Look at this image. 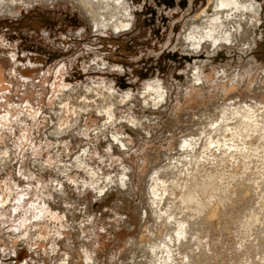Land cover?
Listing matches in <instances>:
<instances>
[{
  "label": "rangeland",
  "instance_id": "rangeland-1",
  "mask_svg": "<svg viewBox=\"0 0 264 264\" xmlns=\"http://www.w3.org/2000/svg\"><path fill=\"white\" fill-rule=\"evenodd\" d=\"M131 1L135 6L134 26L132 28L129 27L128 30L125 28L126 30L116 34L112 33L111 31L95 30L91 23H88L89 20L83 17L80 9L76 10V8L72 7V4L70 5V3L63 1L59 2L58 5H53V7L52 4H47V6H45L46 4L41 3H36L34 6L29 8L20 7L18 9L19 15L16 17L10 16L9 18V16H0V68L3 69L4 76L8 82V87L6 90L5 88H0V122L4 123L5 118L8 119L5 123H7V125L11 128H14L16 133V139L14 143L12 142V145L15 147L14 144L17 143L20 148V150L19 148L18 150L21 151L20 153H22L19 154L18 151L15 160L16 162L13 163L11 166L12 168L10 167V169L7 171L8 173L4 171V175L2 173V175L0 174V264H87V258L92 260L91 264H150V262L153 261H150L148 257L150 250L147 247L150 246V243L152 242L154 244V240L155 242L157 240L155 243L156 247L154 246V248L157 250L158 256H161L163 259H165V256H168L169 258L167 257L165 260L167 263L168 260H170V264H264V254L263 251L259 249L262 247L264 248V232H262L264 230V197L262 195L264 194V149L263 147H261L262 150L260 148V146H263V144L261 145L263 141L261 139L258 140L260 138L258 133H254L251 137H248V144H246L248 149L246 148V150H244V154L243 150L240 151L238 149L242 145H238V148H236L239 141L238 139V141L229 140L233 141V144L228 141H226V143L224 142L225 144L220 143L221 148H219L217 145L218 148L216 147L215 149V147L213 148L214 145H212L210 148L211 151L208 150L207 145L204 146V144H208V142H203L208 137H210L207 136V134L217 137L218 134H215L218 131L212 132L211 129H215L216 127L219 128V126L221 129H223L225 127H231V125H234L231 124V122H236V118L238 119L241 113L246 112L248 107L250 110L255 108V110H253V115H261L264 113V0H249L251 5L249 4L250 2L248 0H238L240 1L238 3L239 5L229 4L228 7L225 6V9L229 8L231 11L229 9L223 10L224 12L222 10H218L223 12L221 15L224 17L225 23L223 22V24L225 25L222 27L226 26L230 29L228 28V30L226 27L221 29V26L219 25L223 24H219L214 32V36L217 37L213 36L214 39L210 38V41H208L210 43L207 42L209 45L207 43L204 44V48L196 46L195 43H192L189 38L192 36V34L199 35L201 33L203 30L201 20L203 19L207 23L205 18L207 13H209L208 15L212 17L214 13L216 14L214 11H217L216 8L214 11H211L213 6H210V8L209 5H211V3L212 5H216L218 3L217 1L219 0ZM244 1H248L249 3L247 2V4L249 5L244 3ZM241 3L244 5H241ZM245 4L247 5V8ZM255 4L258 7H256ZM48 5L50 7H48ZM207 5L210 9L207 7ZM250 7L254 11L251 10ZM238 9L241 11L239 12ZM203 11H206V13ZM226 11H228V14L225 15ZM229 13L230 15H233L231 16L232 18H228L227 20V17L230 16ZM234 14L237 16L239 14V16L237 17ZM242 15L245 16L243 17ZM193 17L196 22L198 21L197 24L196 22H193ZM245 18L248 20L247 24L245 23L247 21ZM238 19H240V21ZM232 21H235L236 24ZM192 23H195V25L191 26ZM186 24L189 26V28ZM232 25L234 26L233 28L230 27ZM241 25L243 28L239 27ZM91 27L94 30H92ZM193 27H195L193 29L194 33L192 31ZM237 27L240 30H238ZM250 27H252V29H249ZM187 29L190 33H192L189 34ZM230 30L231 33L229 34ZM238 31H241V33ZM233 32L237 33V35ZM226 35L227 38L230 35L227 39V42L225 41ZM237 36L239 37V40L237 39ZM179 39L182 40L178 41ZM228 40H231L232 42H229ZM183 41L185 42L184 44L190 45L191 43L192 45L189 47L188 45L183 44L184 46H187L184 48L183 45H181ZM217 43H219V45L221 43L224 47L220 45L219 49V45ZM196 48L198 51L193 50ZM98 58H100V60L104 59L108 61L110 64L115 65L116 68L114 67V70H106L103 72L99 71L98 69H94L93 71L91 69L84 70L83 66L85 62L88 65L87 67L95 66V63H92L93 61L91 62V60L93 59L94 62H96L95 60ZM194 62L197 63L195 64ZM118 65L122 67V69L119 68ZM196 67H200L202 69V80H194L196 79V76L194 77V74L191 75ZM220 71L221 74L219 73ZM188 75H191V77H194V79ZM91 76L105 77L113 81L117 88L121 90L131 89L136 95H138V93L140 95V92L143 90V88L144 90L147 89V87L145 88V85L147 86L149 83L156 82L157 80H161L165 86V89L170 91H167L169 96L167 95L164 101L162 100L163 102L161 101L156 106L149 105V108L143 103L142 106L138 105L133 107V110L128 109V106L124 107L123 111H119L117 114L118 117H122L121 119H123V124L121 127L115 128L114 125L107 123L108 125H106V128V126L103 124L105 123V120H102L103 117L100 118V116L94 121L92 119L89 120V118L84 120L85 122L83 121V126H85V129L87 131L92 130V132L89 133L88 138L89 144H91V155L88 159L90 167L95 170H100L103 172L104 176L117 175L121 177L124 175L123 177L126 181V186L122 188V190H118L115 185H112V189L101 196L98 195L97 191H94V189L91 187H88L89 189L87 188L85 190L82 188L77 189L72 183L66 179H62L58 176V174H56L55 171H53V168L55 170V167L61 164V162L64 163V160L66 162L69 157H72V153H75L87 141H83V139L74 140L72 145L66 144L64 148L57 151V148L53 149V147H59V141H56L54 138L53 140L52 137H49L48 135L50 132L49 130L53 128L52 124H55V120L50 115L49 106L50 104H53L52 99L55 98L53 95H55L54 93L57 89L56 87L59 84H62L64 81L66 83L78 84L79 82L85 81ZM220 76L223 78L221 79ZM189 78H191V80ZM196 82L199 84L197 85ZM199 85L201 86L199 87ZM180 89L183 90L181 91ZM139 90L141 91L139 92ZM186 90H188V93ZM138 102L141 103L142 100H139ZM164 102H167L166 105ZM235 108L240 112V114L236 115L237 111ZM234 110L236 112H234ZM48 111L49 113H47ZM130 112L133 114L135 112L134 115L139 119H148L147 122L144 120L143 124V126H147L148 129L143 127V130L141 129L140 131L133 126L130 127L131 125L128 124L129 122L126 120L127 116L130 115ZM247 112H249V110ZM29 113H37L36 118L35 116L30 118L27 125L24 127V125L21 124L22 122H20V119L24 116H27ZM206 113H208L207 116H203V114L205 115ZM125 114L128 115L125 116ZM223 114L224 117H222ZM200 115L205 118L201 117ZM230 116L234 119L230 118ZM154 117L156 118L154 119ZM220 117L222 118L223 122L221 121ZM228 117L229 120H227ZM152 119L154 120L152 121ZM91 120L93 122L96 121L95 124ZM213 120L217 121V123L214 124ZM87 121L88 123H86ZM150 122H153V124L154 122L157 123L153 126V124ZM202 122L203 124H201ZM98 123L101 125L98 126ZM177 124H179V126ZM203 126L204 129H202ZM178 127L179 129H177ZM199 127H201V130L204 131V134L201 133L202 131H200ZM109 129L112 130L109 131ZM95 130L97 131L95 134L99 133V135L98 137L94 138L95 135L93 136V134ZM105 131H108V133H114L117 131L118 133L125 132L126 148H124L125 146H120V144L118 145V143L112 141L113 134L108 135V133H105V137L102 133ZM142 131H144V133ZM200 134L203 135L201 136ZM171 135H173V137H171ZM183 136H186V138L191 136L187 139L201 137L202 140L199 141V145H196L194 149H191L190 151H187V153L183 154L181 148L184 146L183 141L186 139ZM255 136V139L258 140V142L260 141L259 143L253 138ZM47 137L51 140H49ZM171 138H174V140H171ZM81 141L83 142L82 144L79 143ZM168 141L170 144H168ZM256 142L259 145H256ZM93 143L94 145H92ZM180 143L182 144L181 146ZM54 144L56 146H54ZM257 146L259 147L258 149ZM203 147L204 152L207 148L206 153L201 151ZM225 147L228 150H226ZM172 148H175L176 151ZM14 149H16V147ZM259 149L261 151H259ZM257 150L258 152H256ZM232 151L235 153L232 154ZM250 151H252V153H249ZM207 152H210L208 153L210 158L208 157ZM213 152L217 153L214 154ZM260 152H263V154ZM241 153L245 156H243ZM215 155L218 156L217 159L215 158L218 164L214 160ZM18 156L20 159H18ZM185 156L189 157L186 158ZM192 156L195 158L197 156L198 158L193 159L194 157ZM234 156L237 157V160L234 158ZM253 156L255 157L253 158ZM34 157H37L38 159L42 158L44 160H49L51 166L54 167H51L50 170H47V173H43L41 170L39 171V169L33 167L34 164H32V159ZM167 157L168 159L170 158L169 162H172L173 164L177 163L178 167L176 170L178 169L181 172L177 170L179 173L176 174H178V176H182L180 178H182L183 183L186 182L185 180L188 181V178L192 177L191 175H194L195 179L194 182H192L193 184L195 182L199 184V187H197L198 184L195 183L197 190L199 189V192L201 193H204L205 191V194H201V196L199 192L198 194L199 198L202 199H200V201L205 200L204 202H208V210L205 207V210L203 209L204 213L202 211L200 216L194 214L195 216H192V220L191 216L188 217L189 214H182L181 211H178L180 208L178 209L177 205L183 207V204H179L180 197L177 199L178 197L173 196V198L177 200H173L175 202L174 204L173 202H170V205L168 202L172 201L173 199L170 195L172 199L169 198V201L166 200L163 202L164 206H160L161 211H163L162 214L165 213L166 215L165 219L164 214L158 217L155 215H150L151 213L146 207L145 186L146 184L149 185V183L152 181V178L150 177L156 175L152 173L153 165L154 167L155 165L156 167L165 165V161L168 162ZM37 158H34V161H36ZM184 159H186V161ZM188 159L190 161H188ZM204 159H208L206 161L207 163H205V161L203 162ZM218 159L223 162H220ZM224 160H226V162H224ZM201 161L204 163L203 165L201 164ZM189 162L191 165L194 162L195 165L193 163L191 166L188 164ZM55 163L57 164L56 166ZM178 163L180 165L183 163L181 168ZM185 164L188 165L186 166ZM203 166L206 167L203 169ZM186 167L188 170L191 169L188 171L190 174L192 170L195 171L196 169V171H192L193 173L188 175ZM198 167H200L199 169L201 170L203 169L202 172H200L201 170H199ZM123 168H126L127 174L123 171ZM211 169H213V171ZM184 170L186 173H184ZM120 171H123L124 174L120 173ZM78 172H75L76 179L80 178L81 181L82 179H89L87 177L88 175H86L87 173L85 174L84 171ZM205 173H207V177ZM214 173L218 176L214 175ZM236 173L239 174V177L236 176ZM125 175H127L126 177L129 179H125ZM162 176L164 177V175H160L161 178H163ZM204 176L206 178H203ZM2 177H4L6 181ZM123 177L121 178L123 179ZM220 177L221 180L219 179ZM202 181L205 183L203 188L201 187ZM127 182L130 184H127ZM7 187L10 188V190H14L12 194L10 193L11 195L9 194L10 191L7 189ZM213 187H215V189ZM218 187V190L220 191L219 193H216L218 192L216 189ZM208 189L209 191L211 190V194L210 192L208 193ZM183 190L184 189L181 186V188H177L176 193H181ZM212 190L215 191V194ZM220 192L224 193V197ZM230 193L231 196H228ZM216 194H221L220 197H223V199H221L222 202L220 201V197ZM203 195L208 198L204 199L205 197ZM166 196H168V194ZM225 196H227V198ZM213 197L214 199L217 198L221 204L218 201H215ZM196 203L197 202H193V208L186 211L191 212V210L195 209L197 205ZM224 204L229 206L225 207ZM172 205H175L176 207L174 206V208ZM214 205H219V212L223 210L220 214V218L221 215L222 218H218L219 223L218 219H216L217 221L213 220V223L211 222L207 224L205 221L204 223V217L209 214ZM167 208H170L168 213L167 211H164L165 209L167 210ZM223 208H226V211H224ZM169 211H171V218H168L170 216ZM178 214H186V218H188L190 221H193L194 228L192 229L190 227L189 229V227L186 225L185 228L187 231H183L184 227H179V223L177 222L180 218H182V216H178ZM252 215L257 216L255 221L253 220ZM172 218H176L174 219L176 223H174L175 221ZM258 218H260L262 221H260ZM168 220L173 221L169 222ZM242 220L243 222L241 223ZM159 221L160 223H158ZM146 223L148 226L145 225ZM154 223H156V225H154ZM161 224L163 226L160 227ZM169 224L171 226H169ZM173 224L175 225V228L176 226L178 227V229L176 228L177 230H175ZM209 224L212 226H208ZM249 224L251 227H247ZM252 224L255 226L253 227ZM153 225L155 226V229L152 227ZM45 226H47L46 228L49 229L45 233L46 235H43V232L41 237L40 235L35 237V235V240L33 239L34 242L30 241L26 245L25 241L18 239L21 237V234H24V232L26 233V231L30 234L31 231L32 234H36L35 232L37 231H43ZM36 227H38L39 230ZM158 227H160V229ZM257 227L259 230L255 229ZM150 229L153 230L152 232L154 234L150 233V236H148ZM165 229L168 231V233L166 232L167 234L164 233ZM179 229L181 230V234H179V232L177 233ZM251 230H253V232ZM154 231L156 234L158 233V235H156ZM259 231H261V233ZM171 232L174 233L172 234ZM182 232L188 233H185L184 235ZM256 232H259V234H255ZM190 233H192V235ZM159 234L162 235L160 239L158 237L160 236ZM169 234L172 236H168ZM19 235L20 237H17ZM152 235L157 237L155 238ZM164 235L169 237L170 240L169 238L167 240V238H165L166 236ZM182 235L184 236V239L182 238ZM193 235L195 237H193ZM31 236L33 237V235ZM256 236H258V238ZM205 237H208V240L205 239ZM54 238L57 240H55L56 242L54 241ZM151 238L154 240H150ZM163 238L166 240V242H169L164 243ZM197 238L198 240H196ZM255 239L256 242L258 241L256 244H258L257 246L259 248L255 244ZM8 240L14 241L15 243ZM159 241L161 243H159ZM170 241H173L171 243L174 246L170 244ZM181 241H183V243ZM197 241H199L200 244ZM261 241L263 243H261ZM187 243L189 246H187ZM197 243L199 246L196 245ZM178 245H180L181 248H179ZM161 246L165 248L163 249ZM182 246H185V249L182 248ZM49 247L50 250H48ZM243 247H246L247 249H244ZM250 247L253 251H250ZM4 248H6V250ZM166 248H170L175 254H173L170 249L167 250ZM260 251L261 253H258ZM186 253L188 256L185 255ZM184 256L187 258H183ZM154 264L159 263L154 262Z\"/></svg>",
  "mask_w": 264,
  "mask_h": 264
},
{
  "label": "bare ground",
  "instance_id": "bare-ground-1",
  "mask_svg": "<svg viewBox=\"0 0 264 264\" xmlns=\"http://www.w3.org/2000/svg\"><path fill=\"white\" fill-rule=\"evenodd\" d=\"M61 1H63V2H67V3H70V5L72 4V7H74V8H76V10L77 9H80V12H81V14L83 15V17H85V18H87L89 21H88V23L90 22L91 23V25H92V27L95 29V30H97V31H100V30H104V31H111L112 33H114V34H116V33H119V32H122L123 30H128V28L129 27H133L134 26V23H135V6H134V4H133V2L131 1V0H0V16H4V17H8L9 16V18H10V16L11 17H16V16H18L19 15V8L20 7H27V8H29V7H31V6H34L36 3H41V4H46L45 6H47V4H52V7H53V5H55V4H59V2H61ZM214 1V0H213ZM249 1V0H248ZM248 1H244V3H246L247 4V2ZM253 1V0H252ZM218 3L215 5L214 4V2H213V4L215 5H212V3H211V5H209L210 4V2H209V7L211 6H213L214 7V9H213V7L211 8L212 10L211 11H214L215 10V8L217 9V11H214V12H216V14L214 13V15L212 16V17H210V15H208L209 13H207V15H206V21H207V23L202 19H200L201 20V24L203 25V27H202V31L201 30H199V31H201V33L199 34V35H197L196 33V35H194V34H192V36H190V35H188V36H190V40L192 41V43H195V45L196 46H199V47H203V45L204 44H206L208 41H210V38H213V36L215 35L214 34V32H215V30L217 29V27H218V25L219 24H223V22H224V17H223V15H221V13H223L224 11L223 10H228V9H225V6L226 7H228V5L229 4H234V5H239L238 3L240 2V1H238V0H219V1H217ZM250 2V1H249ZM248 2V3H249ZM255 2V1H254ZM216 3V2H215ZM243 3V2H242ZM241 3V5H244V4H242ZM245 4V6H246V8H247V5H251V2L249 3V4H247L246 5ZM40 5V4H39ZM208 5H207V7H208ZM240 5V6H241ZM254 5V4H253ZM231 6V5H230ZM229 6V7H230ZM255 6L256 7H258L256 4H255ZM48 7H50L49 5H48ZM208 7V8H209ZM235 7V6H234ZM233 7V8H234ZM209 8V9H210ZM236 8H238V7H236ZM240 8V7H239ZM249 8V7H248ZM251 8V7H250ZM235 9V8H234ZM241 9V8H240ZM257 9V8H256ZM30 10V9H29ZM218 10H222L223 12H220V11H218ZM230 10V9H229ZM239 10V9H238ZM242 10V9H241ZM241 10H239V12L241 11ZM251 10H253L252 8H251ZM251 10H249V11H251ZM26 11H27V9H26ZM206 11H208V10H206ZM206 11L204 12V13H206ZM210 11V12H211ZM231 11V10H230ZM233 11H235V10H233ZM254 11V10H253ZM209 12V11H208ZM218 12H220V13H218ZM228 11H226V13H225V15L226 14H228L227 13ZM204 13H202V14H204ZM230 13H232V12H230ZM230 13H229V15H230ZM234 13H236V12H234ZM241 13H243V12H241ZM247 13V12H246ZM249 13H251V12H249ZM21 14V13H20ZM212 14V13H211ZM244 14V13H243ZM248 14V13H247ZM246 14V15H247ZM233 14H231L229 17H227V20H228V18L230 19V18H232L231 16H232ZM235 15V14H234ZM251 15V14H250ZM81 16V15H80ZM199 16H203V15H199ZM205 16V15H204ZM235 16H237V15H235ZM234 16V17H235ZM238 16H239V14H238ZM237 16V17H238ZM243 17L245 16V15H242ZM243 17H241V18H243ZM200 18V17H199ZM240 18V17H239ZM247 18H248V16H247ZM247 18H245L246 20H247ZM3 19V18H2ZM193 20H194V17L192 18ZM226 19V18H225ZM245 19H244V21H245ZM190 20V19H189ZM198 20V19H197ZM227 20H225V21H227ZM232 20V19H231ZM239 21H240V19H238ZM237 20V21H238ZM192 21V20H191ZM204 21V22H203ZM241 21H242V19H241ZM250 21H251V19H250ZM87 22V21H86ZM193 22H196L195 20L193 21ZM198 22V21H197ZM197 22H196V24H197ZM200 22V21H199ZM233 22V21H232ZM187 23V22H186ZM188 23H191V22H188ZM204 23V24H203ZM206 23V24H205ZM225 23V22H224ZM231 23V22H230ZM233 23H235L236 24V22L234 21ZM242 23V22H241ZM244 23V22H243ZM246 24L248 23V20L245 22ZM40 24V23H39ZM185 24V23H184ZM228 24V23H227ZM232 24V23H231ZM249 24H250V22H249ZM187 25V24H186ZM186 25H185V27H186ZM192 25H195V23L193 24H191V26ZM200 25V24H199ZM225 24H223V25H219V26H221V29L223 28H225V27H222V26H224ZM229 25V24H228ZM234 25V24H233ZM230 26V27H234V26ZM239 25V24H238ZM188 26V25H187ZM190 26V27H191ZM196 26H198V25H196ZM248 26V25H247ZM247 26H245L246 28H248ZM92 27H91V29H92ZM235 27H236V25H235ZM239 27H242L243 28V26L241 25V26H239ZM244 27V28H245ZM126 28V29H125ZM130 28V29H131ZM188 28H189V26H188ZM195 27H193L192 28V31H193V29H194ZM229 28V27H228ZM227 27H226V29H228ZM238 28V27H237ZM236 28V29H237ZM94 29H92V30H94ZM221 29H219V30H221ZM230 29V28H229ZM228 29V30H229ZM249 29H252V27H250ZM189 30H191V29H189ZM238 30H240L239 28H238ZM197 31V30H196ZM227 31V30H226ZM233 31V30H232ZM235 31V30H234ZM46 32V31H45ZM45 32H43V33H45ZM95 32V31H94ZM184 32V31H183ZM186 32V31H185ZM187 32H189L188 31V29H187ZM186 32V33H187ZM237 32V31H236ZM238 32H240L241 33V31H238ZM243 32V31H242ZM249 32V31H248ZM47 33V32H46ZM185 33V34H186ZM192 33V32H191ZM190 32H189V34H191ZM193 33H194V31H193ZM217 33H218V31H217ZM217 33H216V35H217ZM223 33H224V30H223ZM226 33V32H225ZM231 33V30H230V32H229V34ZM233 33H235V32H233ZM49 34V33H48ZM98 34V33H97ZM236 35H237V33H235ZM45 35V34H44ZM99 35V34H98ZM218 35H220V34H218ZM224 35V34H223ZM241 35V34H240ZM240 35H239V37H240ZM78 36V35H77ZM180 36V35H179ZM185 36V35H184ZM187 36V35H186ZM230 36V35H229ZM229 36H228V38H229ZM232 36V35H231ZM46 37H47V35H46ZM183 37V36H182ZM214 37H217V36H214ZM220 37V36H219ZM223 37V36H222ZM238 37V36H237ZM239 37L237 38L238 40H239ZM227 35H226V42H227ZM232 38V37H231ZM235 38V37H234ZM188 39V38H187ZM186 39V40H187ZM214 39V38H213ZM213 39H211V40H213ZM215 39H218V38H215ZM223 39V38H222ZM182 39H179L178 41H181ZM221 40V39H220ZM224 40V39H223ZM222 40V41H223ZM233 40V39H232ZM235 40H236V38H235ZM189 41V40H188ZM229 42H232L231 40H228ZM234 41V40H233ZM249 41V40H248ZM251 41V40H250ZM187 42V41H186ZM221 42V41H220ZM239 42V41H238ZM252 42V41H251ZM180 43V42H179ZM185 42L183 41L182 42V44L181 45H183ZM208 43H210V42H208ZM207 43V44H208ZM215 43V42H214ZM233 43H235V42H233ZM212 44H213V42H212ZM218 45H219V43H217ZM226 44V43H225ZM230 44V43H229ZM250 44V43H249ZM179 45V44H178ZM184 45H188V44H184ZM183 45V47L185 48V47H187V46H184ZM190 45H192L191 43H190ZM190 45H188L189 47H190ZM195 45H193V46H195ZM209 45V44H208ZM220 45H222L221 43H220ZM220 45L218 46L219 47V49H220ZM211 46H213V45H211ZM215 46V45H214ZM223 46V45H222ZM221 46V47H222ZM181 47V46H180ZM192 47V46H191ZM209 47V46H208ZM224 47V46H223ZM229 47V46H228ZM183 48V49H184ZM204 48V47H203ZM187 49V48H186ZM209 49H210V47H209ZM215 49H216V47H215ZM188 50H191V49H188ZM188 50H187V52H188ZM193 50H196V51H198L197 50V48L196 49H193ZM213 50V49H212ZM186 51V50H185ZM203 51H205V50H203ZM211 51V50H210ZM183 52H184V50H183ZM207 52H208V50H207ZM206 52V53H207ZM193 53H195V52H193ZM198 53V52H197ZM186 54V53H185ZM189 54V53H188ZM192 55V54H191ZM96 56V55H95ZM94 59V58H93ZM91 60V62L92 63H95V66H89V67H87L88 65L86 64V62L84 63V66L86 67H84L83 66V68H84V70L85 69H91L92 71L94 70V69H98L99 71H111L114 67H115V65H113V64H110L108 61H106V60H104V59H101L100 60V58H98V59H96L95 61L96 62H94V60ZM197 61V60H196ZM199 62V61H198ZM203 62V61H202ZM201 62V63H202ZM206 62V61H205ZM91 63V64H92ZM195 63V62H194ZM197 63V62H196ZM195 63V64H196ZM117 65V64H116ZM199 65H200V63H199ZM119 66V65H118ZM195 66V65H194ZM191 67V66H190ZM190 67H189V69H190ZM116 68V67H115ZM118 68V67H117ZM119 68H121L122 69V67H120L119 66ZM194 68V67H193ZM221 68V67H220ZM222 69V68H221ZM114 70V69H113ZM118 70V69H117ZM120 70V69H119ZM191 70V69H190ZM204 70V69H203ZM116 71V70H115ZM189 71V70H188ZM121 72V71H120ZM190 72V71H189ZM223 72V71H222ZM220 74H221V71L219 72ZM190 74V73H189ZM192 74H194V77L196 76V79H194V77H191V75ZM201 74H202V69L200 68V67H196L195 69H194V71L191 73V75H188V76H190L191 78H193L194 80H197V79H199V80H202L201 79ZM227 74V73H226ZM219 75V74H218ZM224 75V74H223ZM219 77V76H218ZM224 77H225V75H224ZM228 77V76H227ZM191 78H189L190 80H191ZM220 78L222 79L223 77H221L220 76ZM188 79V80H189ZM191 82V81H190ZM200 82V81H199ZM197 83V82H196ZM192 84H193V82H192ZM192 84H190V85H192ZM199 83H197V85H198ZM200 84H201V82H200ZM203 84V83H202ZM205 84V83H204ZM196 85V86H197ZM187 86V85H186ZM189 86V85H188ZM194 86V85H193ZM201 85H199V87H200ZM7 87H8V82L6 81V78H5V76H4V71H3V69L2 68H0V88H5V90L7 89ZM147 87V89L146 90H144V88H143V90L141 91V90H139V92H140V95H139V93H138V95H136V94H134L133 93V91L131 90V89H128V90H121V89H119V88H117V86L115 85V83L113 82V81H111V80H109V79H107V78H105V77H102V76H99V77H96V76H91L90 78H88V79H86L85 81H82V82H79L78 84H72V83H66L65 81L62 83V84H59L56 88V90H55V95H53V96H55V98L54 99H52L53 100V104L51 105L50 104V115L52 116V118L55 120V124H52L53 126V128H51V130H49L50 132L48 133V135H49V137H52V139L54 138V139H56V141L58 140L59 141V147H53V149H56L57 148V151H59L60 149H62V148H64V146L66 145V144H69V145H72V142H74V140H78V139H83V141H87L85 144H83L82 145V147L81 148H79L75 153H72V157L69 159H67L66 160V162H65V160H64V163L63 162H61V164H59V162H58V166L57 167H55V170H54V166L52 167L51 166V163L49 162V160H44V159H38L37 157H34V158H37L36 159V161H34V158L32 159L33 160V163L32 164H34L33 165V167H35V168H37V169H39V171L41 170V172H46L47 170H50L51 169V167L53 168V171H55L56 172V174H58V176L59 177H61L62 179H66L67 181H69L70 183H72L73 184V186H75L77 189L78 188H82L83 190H85V189H87L88 187H91L92 189H94V191H97V193H98V195H102V194H106L107 193V191H109L110 189H112V187L115 185V187L118 189V190H122V188H124L125 186H126V181L124 180V175L123 176H121V177H123V179L120 177V176H117V175H114V176H110V175H106V176H104V174H103V172H101L100 170H95V169H93V168H91L90 167V165H89V162H88V159H89V157H90V153H91V144H89V133H91L92 132V130L89 132V131H87L86 129H85V126H83L84 125V123H83V121L84 120H86V119H88L89 118V120L90 119H92L93 121L94 120H96L97 119V117H99L100 116V118H102V120L104 119L105 120V123H103L105 126L106 125H108V124H112V125H114L115 126V128H117V127H121V125L123 124V122H122V120L123 119H121L120 117H118V112L119 111H123V109H124V107H129L128 109H132L133 110V107H135V106H138V105H141L142 106V104L144 103L146 106H148L149 107V105H152V106H156V105H158L162 100L164 101V99L167 97V95H168V92L167 91H169V90H166L165 89V86H164V84L162 83V81L161 80H157L156 82H153V83H149L147 86L145 85V88ZM203 87H204V85H203ZM202 87V88H203ZM207 87V86H206ZM4 90V91H5ZM181 90V89H180ZM183 90V89H182ZM181 90V91H182ZM201 90V89H200ZM206 90V89H205ZM187 91V93H188V90H186ZM202 91V90H201ZM170 92V91H169ZM135 93H137V92H135ZM185 93V92H184ZM169 96V95H168ZM51 100V101H52ZM139 100H142V102L141 103H139L138 101ZM50 101V100H49ZM162 101V102H163ZM165 103V102H164ZM164 103H163V105H164ZM167 103V102H166ZM166 103H165V105H166ZM162 104V103H161ZM146 106H144V107H146ZM162 106V105H161ZM160 106V107H161ZM227 106V105H226ZM216 107V106H215ZM246 107V106H245ZM48 108V107H47ZM150 108V107H149ZM153 108V107H152ZM156 108V107H155ZM158 108V107H157ZM250 108H252V107H250ZM254 108V107H253ZM218 109V108H217ZM237 109H239V108H237ZM159 110V109H158ZM235 110H236V108H235ZM234 110V112H236V115L237 114H240V112L238 111V110H236L235 111ZM244 110V109H243ZM249 110V112H247ZM248 110L246 111V112H244V113H241V115H240V117H238V119L236 118V122L235 121H233V123L231 122V124H234V125H231V127H225V128H223V129H221V127L219 126V128L218 127H216L215 129H211V131L212 132H216V131H218L215 135H217V137H215V136H211L210 134L208 135L207 134V136H210V137H208L207 138V136H206V140L205 141H203V142H208V144H204V146L205 145H207V147H208V150H210V148H211V146L212 145H214L213 146V148L215 147V149H216V147H217V145H218V147L219 148H221L220 147V143L222 144V143H226V141H228V142H230V143H232L233 141H229V140H239L240 141V143H239V141H238V143H237V146H236V148H238V145H242L241 147H239L238 149L240 150V151H242L243 150V154H244V150H246V148L248 149V147H247V145L246 144H248V142H247V138L248 137H251L254 133H258V136L260 137L258 140H262L263 141V143H261V145L263 144V146H260V148L261 147H263V149H264V116H263V114H261V115H258V114H254L253 115V113H254V111L253 110H255V108L253 109V110H250L249 109V107H248ZM126 111V110H125ZM131 111V110H130ZM211 111V110H210ZM217 111V110H216ZM224 111H225V109H224ZM241 111V110H240ZM209 112V111H208ZM214 112V111H213ZM220 112V111H219ZM229 112V111H228ZM233 112V111H232ZM233 112V113H234ZM47 113H49V111L47 112ZM221 113V112H220ZM231 113V112H230ZM232 113V114H233ZM134 114H135V112H134ZM132 112H130V115H126L125 114V116H127V121L129 122H127L128 124H130L131 126L130 127H134V128H136L137 130H140L141 131V129L144 127V128H147L148 129V127L146 126H143V124H144V120H142V119H139V118H137L135 115H134ZM207 114L208 113H206L205 115L203 114V116H207ZM214 114V113H213ZM229 114V113H228ZM227 114V115H228ZM36 115H37V113L36 114H32V113H29L27 116H24L23 118H21L20 119V122H22L21 124L22 125H24V127H25V125H27V123H28V120L30 119V118H32V117H34L35 116V118H36ZM124 115V114H123ZM156 115V114H155ZM210 115V114H209ZM208 115V116H209ZM217 115V114H216ZM215 115V116H216ZM227 115H225V116H227ZM236 115H234V116H236ZM122 116V115H121ZM143 116V115H142ZM196 116V115H195ZM201 116V115H200ZM203 116H201V117H203ZM239 116V115H238ZM48 117H49V115H48ZM210 117V116H209ZM213 117V116H212ZM222 117H224V114H223V116ZM232 117H233V115H232ZM231 116H230V118H232ZM145 118V117H144ZM147 118V117H146ZM156 117H154V119H155ZM158 118V117H157ZM188 118V117H187ZM203 118H205V117H203ZM208 118V117H207ZM221 118V117H220ZM263 118V119H262ZM34 119V118H33ZM49 119H51V118H49ZM99 119V118H98ZM124 119V120H125ZM150 119V118H149ZM154 119H152V121L154 120ZM199 119V118H198ZM202 119V118H201ZM232 119H234V118H232ZM6 120H8V119H6L5 118V122H6ZM91 120V121H92ZM148 120V119H147ZM147 120H145L146 122H147ZM209 120V119H208ZM215 120H217V119H215ZM227 120H229V117H228V119ZM3 121H4V119H3ZM92 121V122H93ZM98 121V120H97ZM150 121V120H149ZM189 121V120H188ZM193 121V120H192ZM214 121V120H213ZM221 121H222V118H221ZM2 123V122H0V174L2 173L3 174V172L4 171H8L9 169H10V167L13 165V163H15L16 161V155H17V153H18V151L20 150V148H19V146H18V144L17 143H15L14 144V146L16 147V149H14L15 147H13V145H12V142L14 143V141H15V129L14 128H11L10 126H8L7 125V123ZM85 122V121H84ZM96 122V121H95ZM95 122H93L94 124H95ZM101 122V121H100ZM103 122V121H102ZM145 122V123H146ZM223 122V121H222ZM230 122V121H229ZM235 122V123H234ZM54 123V122H53ZM86 123H88V121L86 122ZM90 123V122H89ZM108 123V124H107ZM150 123H152L153 124V122H150ZM157 123V122H156ZM155 122H154V124H153V126L156 124ZM159 123V122H158ZM207 123V122H206ZM210 123V122H209ZM208 123V124H209ZM217 123V121H214V124H216ZM219 123V122H218ZM99 124V123H98ZM102 124V125H103ZM148 124H149V122H148ZM160 124V123H159ZM158 124V125H159ZM175 124V123H174ZM201 124H203V122L201 123ZM207 124V125H208ZM227 124V123H226ZM87 125V124H86ZM97 125V124H96ZM101 124H99L98 126H100ZM172 125V124H171ZM178 126H179V124H177ZM198 125V124H197ZM196 125V126H197ZM206 125V124H205ZM204 125V126H205ZM213 125V124H212ZM212 125H211V127H212ZM219 125V124H218ZM225 125V124H224ZM223 125V126H224ZM93 126V125H92ZM152 126V127H153ZM199 126V125H198ZM197 126V127H198ZM204 126H203V128L202 129H204ZM210 126V125H209ZM214 126V125H213ZM227 126V125H226ZM37 127V126H36ZM88 127V126H87ZM96 127V126H95ZM112 127V126H111ZM127 127V126H126ZM129 127V128H130ZM106 128H107V126H106ZM155 128V127H154ZM200 128V131H202L201 130V127H199ZM213 128V127H212ZM49 129H50V126H49ZM89 129V128H88ZM99 129H100V127H99ZM103 129V128H102ZM133 129V128H132ZM169 129V128H168ZM177 129H179V127L177 128ZM198 129V128H197ZM98 130V129H97ZM101 130V129H100ZM104 130V129H103ZM110 130H112V129H109V131ZM113 130H116V129H113ZM143 130V129H142ZM150 130V129H149ZM155 130H156V128H155ZM207 130V129H206ZM36 131H37V129H36ZM176 131V130H175ZM175 131H174V133H175ZM188 131H190V130H188ZM95 132H97L96 130L94 131V134H93V136H94V138L95 137H98V135H99V133L98 134H95ZM101 132V131H100ZM113 132V131H112ZM120 132V131H119ZM143 133H144V131H142ZM150 132V131H149ZM194 132V131H193ZM204 131H202L201 133H203ZM210 132V131H209ZM209 132H207V133H209ZM211 132V133H212ZM103 134H104V136L106 137V134L105 133H108V131H105V132H102ZM125 133V132H124ZM124 133H118V131L117 132H114V133H108V135L109 134H113V139H112V141H115V143H118V145L120 144V146H125L126 145V136H125V134ZM145 133H146V131H145ZM170 133H172V132H170ZM186 133V132H185ZM190 133V132H189ZM195 133V132H194ZM200 133V132H199ZM129 134V133H128ZM142 134V133H141ZM153 134V133H152ZM204 134V133H203ZM203 134H200L201 136L203 135ZM206 134V133H205ZM213 134V133H212ZM147 135V134H146ZM150 135V134H149ZM174 135V134H173ZM173 135H171V137H173ZM184 135V134H183ZM199 135V134H198ZM143 136V135H142ZM148 136V135H147ZM146 136V137H147ZM150 136H152V135H150ZM175 136V135H174ZM154 137V136H153ZM160 137V136H159ZM167 137V136H166ZM184 137V136H183ZM191 137V136H190ZM190 137H187V138H190ZM192 137H193V135H192ZM198 137V136H197ZM200 137V136H199ZM45 138V137H44ZM48 138V137H47ZM145 138V137H144ZM150 138H152V137H150ZM149 138V139H150ZM184 138H186V136L184 137ZM183 139L182 141L184 142V146L181 148V151H182V153L184 154V153H187V151H190L191 149H194L195 147H196V145L198 146L199 144V141H201L202 139H201V137L200 138H191V139ZM204 138V137H203ZM254 139L256 138V136L255 137H253ZM49 139V138H48ZM53 139V140H54ZM111 139V138H110ZM148 139V138H147ZM167 139V138H166ZM49 140H51V139H49ZM170 140V139H169ZM171 140H174V138L172 139L171 138ZM256 140V139H255ZM258 140H256L257 142H258ZM11 141V142H10ZM19 141V140H18ZM48 141V140H47ZM20 142V141H19ZM49 142V141H48ZM169 142V141H168ZM228 142H227V144H228ZM256 142V143H257ZM260 142V141H259ZM258 142V143H259ZM55 143H58V142H55ZM80 144H82L83 142L81 141V142H79ZM92 143V142H91ZM224 143V144H225ZM254 143V142H253ZM256 144V145H259V144ZM19 144H21V143H19ZM168 144H170V142L168 143ZM173 144V143H172ZM224 144H223V146H224ZM226 144V145H227ZM233 144V143H232ZM232 144H229V145H232ZM234 144H235V142H234ZM92 145H94V143L92 144ZM111 145V144H110ZM182 144L180 143V146H181ZM201 145H202V143H201ZM228 145V146H229ZM45 146V145H44ZM54 146H56L55 144H54ZM81 146V145H80ZM168 146H170V145H168ZM179 146V145H178ZM13 147V148H12ZM167 147V146H166ZM171 147V146H170ZM217 147V148H218ZM227 147V146H226ZM226 147H225V149H226ZM235 147V146H234ZM18 148H19V150H18ZM122 148V147H121ZM124 148H126V146L124 147ZM179 148V147H178ZM230 148V147H229ZM235 148V149H236ZM259 147L257 146V149H258ZM22 149H24V148H22ZM173 149V148H172ZM197 149V148H196ZM203 149V150H202ZM201 149V151H203L204 152V147ZM232 149V148H231ZM237 149V150H238ZM173 150H175V148L173 149ZM206 150H207V148H206ZM206 150H205V152L204 153H206ZM213 150V149H212ZM219 150V149H218ZM217 150V151H218ZM226 150H228V149H226ZM255 150H256V148H255ZM261 150H262V148H261ZM260 149H259V151H261ZM24 151V150H23ZM74 151V150H73ZM165 151V150H164ZM167 151V150H166ZM168 151H169V148H168ZM167 151V152H168ZM172 151V150H171ZM176 151V150H175ZM195 151V150H194ZM211 151V150H210ZM235 151V150H234ZM248 151V150H247ZM21 151H19V154H22V153H20ZM38 152V151H37ZM180 152V151H179ZM220 152H221V150H220ZM219 152V153H220ZM227 152H229V151H227ZM236 152V151H235ZM235 152H233L232 151V154L233 153H235ZM256 152H258V150L256 151ZM169 153V152H168ZM181 153V154H182ZM191 153H192V151H191ZM201 153V152H200ZM199 153V154H200ZM208 153H210V152H207V154ZM214 153V152H213ZM217 153V152H216ZM216 153H214V154H216ZM223 153V152H222ZM221 153V154H222ZM246 153V152H245ZM249 153H252V151H250ZM260 153H262L263 154V152H260ZM18 154V155H19ZM40 154V153H39ZM171 154H173V153H171ZM178 154H180V153H178ZM182 154V155H183ZM212 154V153H211ZM220 154V155H221ZM231 154V155H232ZM238 154V153H237ZM236 154V155H237ZM242 154V153H241ZM242 154V155H243ZM247 154V153H246ZM259 154V153H258ZM36 155V154H35ZM41 155V154H40ZM55 155V154H54ZM166 155V154H165ZM174 155V154H173ZM177 155V154H176ZM198 155V154H197ZM204 155V154H203ZM228 155V154H227ZM230 155V156H231ZM242 155H240V156H242ZM261 155V154H260ZM20 156H22V155H20ZM24 156V155H23ZM26 156V155H25ZM44 156V155H43ZM48 156V155H47ZM168 156V155H167ZM170 156H172V155H170ZM180 156V155H179ZM179 156H178V159H179ZM184 156V155H183ZM190 156H191V154H190ZM211 156V155H210ZM243 156H245V155H243ZM247 156V155H246ZM45 157V156H44ZM175 157V156H174ZM186 157V156H185ZM184 157V158H185ZM189 157V156H188ZM188 157H186V158H188ZM192 157H194V156H192ZM208 157H209V154H208ZM223 157V156H222ZM224 157H225V155H224ZM255 156H253V158H254ZM258 157V156H257ZM260 157V156H259ZM176 158V157H175ZM183 158V157H182ZM198 157L196 156V158L194 157L193 159H197ZM201 158H203V157H201ZM204 158H205V156H204ZM207 158V157H206ZM210 158V157H209ZM215 158L217 159L218 158V156L217 155H215L214 156V160H215ZM228 158H230V157H228ZM234 158L236 159L237 157H235L234 156ZM252 158V157H251ZM18 159H20L19 158V156H18ZM66 159V158H65ZM167 159H168V157H167ZM170 159V158H169ZM168 159V162L170 161ZM174 159V158H173ZM223 159H225V158H223ZM226 159H227V156H226ZM232 159H233V156H232ZM240 159H242V158H240ZM247 159V158H246ZM24 160V159H23ZM177 160V159H176ZM185 161H186V159H184ZM208 160V159H207ZM206 159H204L203 160V162L205 161V163H207L206 161H207ZM210 160V159H209ZM219 160V159H218ZM237 160V159H236ZM239 160V159H238ZM251 160V159H250ZM254 160V159H253ZM258 160H260V159H258ZM173 161V160H172ZM178 161V160H177ZM176 161V162H177ZM188 161H190L189 159H188ZM194 161V160H193ZM196 161V160H195ZM198 161V160H197ZM199 161H200V155H199ZM211 161H212V157H211ZM216 161V160H215ZM220 162H223V161H221V160H219ZM218 161V162H219ZM243 161V160H242ZM247 161V160H246ZM19 162V161H18ZM164 162V161H163ZM163 162H161V163H163ZM166 162V164L165 165H163L164 163ZM162 165L163 166H157L156 167V165H155V167H154V165H153V172L152 173H154V174H156V175H154L153 177H150V178H152V181L149 183V185L148 184H146V189H145V204L147 205L146 207L149 209V211H150V215H155L156 217H158V216H160V215H163L164 214V219H165V213H163L162 214V212L163 211H161V208H160V206L162 207V206H164L163 205V202L164 201H166V200H168L169 198H173V196L174 197H178L177 199H179V197H180V200H179V204H183L182 206L183 207H181L180 205H177V208L179 209L178 211L180 212L181 211V213L183 214V213H186L187 215H188V217L189 216H191V220H192V216L195 214V215H201V212L203 211V209L206 207L207 208V204H208V202H204V201H200V199L201 198H199V194H198V192H199V189L197 190V188H196V186H195V183H197V182H195L194 184H193V182H194V179H195V176L194 175H191L193 172H195L196 171V167L194 168L195 169V171L194 170H192L191 171V174H190V172H188L189 170H191V169H189L188 170V168H187V174L189 175H191L192 177L191 178H188V181L187 180H185L186 182H182L183 180H182V178H180V177H182L181 175L180 176H178V174H176V173H179V172H177V170H176V168L178 167V165H177V163L176 164H173L172 162H167V161H165ZM182 162V161H181ZM224 162H226V160H224ZM245 162V161H244ZM53 163V162H52ZM187 163V162H186ZM194 163V162H193ZM193 163H192V165H193ZM211 163V162H210ZM209 163V164H210ZM216 163H217V161H216ZM22 164V163H21ZM159 164V163H158ZM179 164V163H178ZM183 164V163H182ZM181 164V165H182ZM189 165H191L190 164V162L188 163ZM187 164V165H188ZM201 164L203 165L204 163H202V161H201ZM211 164H213V163H211ZM218 164V163H217ZM57 164L55 163V166H56ZM181 165L179 164V166H180V168H181ZM186 165V164H185ZM186 165V166H187ZM191 165V166H192ZM194 165H195V163H194ZM207 165V164H206ZM18 166V165H17ZM208 166H210V165H208ZM215 166H217V165H215ZM15 167V166H14ZM20 167H22V166H20ZM31 167H32V165H31ZM206 167V166H205ZM204 166H203V169L205 168ZM12 168V167H11ZM179 168V169H180ZM189 168H190V166H189ZM191 168H193V167H191ZM200 167H198V169H199ZM210 168V167H209ZM213 168H214V166H213ZM23 169V168H22ZM36 169V170H37ZM124 170V172L127 174V170H126V168H123ZM202 169V170H203ZM208 169V168H207ZM218 169V168H217ZM34 170V169H33ZM199 170H201V169H199ZM202 170L200 171V172H202ZM206 170V169H205ZM212 171H213V169H211ZM215 170V169H214ZM218 170H220V169H218ZM38 171V170H37ZM52 171V170H51ZM78 171H81V172H83L84 171V173L86 174V175H88L87 177L89 178V179H82V177H81V179H82V181L80 180V178L79 179H76V174H75V172H78ZM123 171H120V173H123L124 174V172ZM150 171H152V170H150ZM178 171H180V170H178ZM183 171V170H182ZM10 172V171H9ZM16 172V171H15ZM181 172V171H180ZM219 172H221V171H219ZM8 173V172H7ZM47 173V172H46ZM79 173V172H78ZM83 173V174H84ZM184 173H186L185 172V170H184ZM203 173H204V171H203ZM203 173H202V175H203ZM216 173H217V171H216ZM235 173V172H234ZM1 174V175H2ZM40 174H42V173H40ZM82 174V175H83ZM84 174V175H85ZM195 174V173H194ZM198 174V173H197ZM4 175V174H3ZM5 175H7V174H5ZM21 175H22V173H21ZM79 175H80V173H79ZM148 175H150V174H148ZM160 175H164V177L163 178H165V179H163V178H161L160 177ZM187 175V176H188ZM199 175H201V174H199ZM201 175V176H202ZM205 175H206V177H207V173H205ZM214 175H216L215 173H214ZM221 175V174H220ZM81 176V175H80ZM127 175H125V177H126ZM150 176H152V175H150ZM194 176V177H193ZM216 176H218V175H216ZM236 176H238L239 177V174L238 173H236ZM235 176V177H236ZM6 177V176H5ZM23 177V176H22ZM77 177H78V175H77ZM86 177V176H85ZM86 177V178H87ZM119 177H120V179H119ZM186 177V176H185ZM200 177V176H199ZM205 176L203 177V178H206ZM210 177V176H209ZM208 177V178H209ZM222 177V176H221ZM221 177L219 178L220 180H221ZM2 178H4V177H2ZM25 178H26V176H25ZM116 178V179H115ZM186 178V179H187ZM201 178V177H200ZM202 178V179H203ZM5 179V178H4ZM125 179H129V178H125ZM131 179V178H130ZM184 179V178H183ZM193 179V180H192ZM199 179V178H198ZM217 179H218V177H217ZM147 180H148V178H147ZM203 180H205V179H203ZM212 180V179H211ZM210 180V181H211ZM3 181V180H2ZM5 181H6V179H5ZM4 181V182H5ZM37 181V180H36ZM193 181V182H192ZM197 181V180H196ZM208 181H209V179H208ZM218 181V180H217ZM38 182V181H37ZM219 182V181H218ZM6 183V182H5ZM8 183V182H7ZM129 182H127V184H128ZM146 183H147V181H146ZM212 183V182H211ZM216 183V182H215ZM130 184V183H129ZM198 184V183H197ZM196 184V185H197ZM202 184H203V186H202ZM202 184H201V187L203 188L204 187V184L205 183H203V181H202ZM36 185H37V183H36ZM113 185V186H112ZM147 185H148V187H147ZM6 186V185H5ZM8 186V185H7ZM181 186L183 187V191H181V193H176V190H177V188L179 189V188H181ZM206 186V185H205ZM214 186V185H213ZM197 187H199V184L197 185ZM210 187V186H209ZM217 187V186H216ZM228 187H229V185H228ZM206 188V187H205ZM204 188V189H205ZM214 189H215V187H213ZM213 188H211V189H213ZM221 188V187H220ZM7 189H9V194L11 193H13V191L14 190H10V188H8L7 187ZM89 189V188H88ZM127 189V188H126ZM204 189H200V190H204ZM213 189V190H214ZM217 190L219 189V187L218 188H216ZM229 189V188H228ZM181 190V189H180ZM179 190V191H180ZM207 190V189H206ZM212 190V191H213ZM216 190V191H217ZM82 191V190H81ZM219 191L220 190H218V192H216V193H219ZM223 191V190H222ZM221 191V192H222ZM226 191V190H225ZM232 191V190H231ZM230 191V192H231ZM85 192V191H84ZM210 192V194H211V190L209 191V189H208V193ZM215 191H213V193H214ZM220 192V193H221ZM224 192V191H223ZM227 192H228V190H227ZM200 193V196H201V194H205V191H204V193H201V192H199ZM225 193V192H224ZM224 193H221V194H223L222 196L224 197ZM10 194V195H11ZM168 194V196H166ZM207 194V193H206ZM215 194V193H214ZM220 194V195H221ZM226 194V193H225ZM170 195H171V197H170ZM209 195V194H208ZM216 195H218V194H216ZM220 195H218L219 197H220ZM228 195V194H227ZM263 195V197H264V194H262ZM204 196V195H203ZM212 196H213V194H212ZM228 196H231V193H230V195H228ZM205 198L204 199H207L206 198V196H204ZM215 197V196H214ZM214 197H213V199H214ZM223 197L221 198L220 197V201L222 202V200L221 199H223ZM226 198H227V196H225ZM4 198V197H3ZM166 198V199H165ZM171 198V199H172ZM225 198V199H226ZM230 198V197H229ZM233 198V197H232ZM50 199V198H49ZM176 199V200H177ZM211 199H212V197H211ZM219 199V198H218ZM52 200V199H51ZM173 200H175L174 198L172 199V201H169L168 202V204H170L171 205V203L170 202H173V204L175 203ZM175 200V201H176ZM202 200V199H201ZM215 201H218L219 203H220V201L219 200H217V198L216 199H214ZM213 200V201H214ZM199 201V202H198ZM208 201V200H207ZM209 201H211V200H209ZM214 201V202H215ZM225 201V200H224ZM3 202V201H2ZM193 202H197L196 204V208L195 209H193V210H191V212H193V213H191L190 211H186V210H189V209H192L193 208V206L192 205H194L193 204ZM212 202V201H211ZM227 202H229V201H227ZM0 203H1V200H0ZM210 203V202H209ZM218 203V204H219ZM225 203V202H224ZM166 204H167V202H166ZM211 204V203H210ZM209 204V205H210ZM214 204V203H213ZM221 204V203H220ZM225 205V204H224ZM173 206V205H172ZM175 206V205H174ZM173 206V207H174ZM215 206V205H214ZM214 206H213V209L209 212V214L206 216V217H204V220H203V222L205 221V222H207V224L208 223H213V220H216V219H221L222 218V215H221V218H220V214H221V212L223 211L220 207V209L222 210L221 212H219V210H218V206H215V208H214ZM221 206V205H220ZM227 205H225V207H226ZM229 206V205H228ZM227 206V207H228ZM232 206V205H231ZM167 207H168V205H167ZM176 207V206H175ZM174 207V208H175ZM195 207V206H194ZM209 208H210V206H209ZM224 209V208H223ZM226 209V208H225ZM224 209V211H226ZM227 209H229V208H227ZM162 210H164V209H162ZM168 210H170V208H167V210L165 209L164 211H167V213H168ZM176 210V209H175ZM205 210V209H204ZM207 210H208V208H207ZM262 210H263V208H262ZM160 211H161V213H160ZM178 211H177V213H178ZM229 211V210H228ZM170 212L171 211H169V215H170ZM206 212V211H205ZM231 212V211H230ZM174 213V212H173ZM203 213H204V211H203ZM207 213V212H206ZM224 213V212H223ZM148 214V213H147ZM182 214H178V216L179 215H181L182 216V218H180L177 222L179 223V227H184V229H183V231H185L186 230V225L189 227V229H190V227L193 229L194 228V224H193V221H190L188 218H186V214H184V215H182ZM226 214V213H225ZM168 215V216H169ZM173 215V214H172ZM194 215V216H195ZM224 215V214H223ZM250 215V214H249ZM177 216V215H176ZM175 216V217H176ZM246 216H247V214H246ZM148 217V216H147ZM153 217V216H152ZM224 217V216H223ZM243 217V216H242ZM241 217V218H242ZM256 215H252V218H253V220L255 221L256 220ZM261 217H263V216H261ZM168 218H171V215L168 217ZM177 218V217H176ZM176 218H172L173 220L174 219H176ZM248 218V217H247ZM160 219H162V218H160ZM219 219H218V223H219ZM259 220H260V218H258ZM167 220V219H166ZM172 220V221H173ZM196 220H197V218H196ZM200 220V219H199ZM263 220H264V218H263ZM157 221H158V219H157ZM164 221V220H163ZM162 221V222H163ZM169 221V220H168ZM172 221H169V222H172ZM175 221V220H174ZM217 221V220H216ZM245 221H248V220H245ZM260 221H262V220H260ZM154 222H156V221H154ZM161 222V223H162ZM195 222V221H194ZM200 222V221H199ZM203 222H201V223H203ZM204 222V223H205ZM243 222V220L241 221V223ZM258 222V221H257ZM157 223V222H156ZM156 223H154V225H156ZM158 223H160V221L158 222ZM174 223H176V221L174 222ZM259 223V222H258ZM261 223V222H260ZM149 224V223H148ZM153 224V223H152ZM168 224V223H167ZM166 224V225H167ZM196 224V223H195ZM199 224V223H198ZM215 224V223H214ZM39 225V224H38ZM41 225V224H40ZM146 226H148L147 225V223L145 224ZM152 226L154 229H155V226ZM171 225H172V223H171ZM170 224H169V226H171ZM204 225V224H203ZM218 225V224H217ZM149 226H150V224H149ZM161 226H163L162 224L160 225V227ZM168 226V225H167ZM175 225L173 224V227H174ZM208 226H212V225H208ZM216 226V225H215ZM214 226V227H215ZM250 226V224L247 226V227H249ZM252 226L254 227L255 225L254 224H252ZM47 226H45V229L42 231V230H40V231H37V232H35L36 234H32V231H31V234L29 233V232H27L26 231V233L24 232V234H21V237H20V235L19 236H17V237H20V238H18V239H21V240H23V241H25L26 243V245L30 242V241H33V239L35 240V238H34V236L35 237H37V235L39 236L40 235V237H41V235H42V232H43V235H46L45 233L49 230V229H47L46 228ZM152 227H149V228H152ZM160 227H158L159 229H160ZM196 227H197V225H196ZM195 227V228H196ZM199 227V226H198ZM205 227V226H204ZM204 227H201V228H204ZM207 227V226H206ZM246 227V226H245ZM251 227V226H250ZM31 228V227H30ZM36 228H38V227H36ZM50 228V227H49ZM168 228V227H167ZM175 228V227H174ZM174 228H171V229H174ZM176 228L178 229V227L176 226ZM175 228V230H177ZM200 228V227H199ZM212 228V227H211ZM260 228V227H259ZM35 229V228H34ZM42 229V228H41ZM51 229V228H50ZM53 229V228H52ZM147 229V228H146ZM158 229V230H159ZM181 229V228H180ZM179 229V231H177V233L179 232V234H181V230ZM206 229V228H205ZM208 229H210V228H208ZM250 229V228H249ZM248 229V230H249ZM252 229V228H251ZM255 229H257V230H259L258 229V227L257 228H255ZM30 230H33V229H30ZM38 230H39V228H38ZM54 230H56V229H54ZM157 230V229H156ZM175 230H174V232H175ZM256 230V231H257ZM45 231V232H44ZM52 231V230H51ZM147 231V230H146ZM150 232H148L149 233V235L148 236H150V233H153L152 231V229H150L149 230ZM171 231V230H170ZM187 231V230H186ZM189 231V230H188ZM193 231V230H192ZM199 231V230H198ZM252 232H253V230H251ZM251 231H250V233H251ZM34 232V231H33ZM50 232V231H49ZM57 232V231H56ZM155 232V231H154ZM159 232V231H158ZM164 232V231H163ZM162 232V233H163ZM168 233V231H166V229H165V232L164 233ZM173 232V233H174ZM255 232V231H254ZM260 233H261V231H259ZM259 232H256L255 234H259ZM262 232H264V230L262 231ZM58 233H59V231H58ZM160 233H161V231H160ZM166 233V234H167ZM172 233V232H171ZM172 233V234H173ZM183 233V232H182ZM186 234L188 233V232H185ZM185 233H183L184 235H185ZM194 233V232H193ZM199 233V232H198ZM207 233V232H206ZM154 234V233H153ZM155 234H156V232H155ZM179 234H175V235H179ZM191 235H192V233H190ZM195 234H196V232H195ZM249 234V233H248ZM253 234V233H252ZM252 234H250V235H252ZM31 235H33V237L31 236ZM50 235H51V233H50ZM55 235H56V233H55ZM58 235V234H57ZM156 235H158V233L156 234ZM160 236H158L159 237V239L161 238V234H159ZM197 235V234H196ZM15 236V235H14ZM152 236H154L155 238L157 237V236H155V235H152ZM164 236H166V235H164ZM168 236H170V234L168 235ZM172 236V235H171ZM170 236V237H171ZM183 236V235H182ZM182 236H180V237H182ZM188 236V235H187ZM186 236V237H187ZM202 236V235H201ZM200 236V237H201ZM204 236V235H203ZM209 236V235H208ZM253 236V235H252ZM16 237V236H15ZM14 237V238H15ZM53 237V236H52ZM55 237V236H54ZM58 237V236H57ZM193 237H195L194 235H193ZM192 237V238H193ZM257 238H258V236H256ZM256 237H254V238H256ZM263 237V236H262ZM46 238V237H45ZM165 238H167V240H168V238L169 237H165ZM178 238H179V236H178ZM183 239H184V236L182 237ZM188 238V237H187ZM191 238V237H190ZM202 238V237H201ZM208 238V237H207ZM206 237H205V239H207ZM256 238V239H257ZM260 238V237H259ZM37 239H39V238H37ZM158 239V240H159ZM164 239V238H163ZM256 239H255V244L258 242H256ZM11 240V239H10ZM10 240H8V241H10ZM14 240H17V239H14ZM41 240V239H40ZM56 239L54 238V241H55ZM150 240H154V239H150ZM169 240H170V238H169ZM172 240V239H171ZM176 240H177V237H176ZM192 240H194V239H192ZM196 240H198V238L196 239ZM195 240V241H196ZM208 240V239H207ZM206 240V241H207ZM23 241H22V243H23ZM48 241H50V240H48ZM52 241V240H51ZM57 241V240H56ZM55 241V242H56ZM161 241V240H160ZM159 241V243H161ZM174 241V240H173ZM173 241H170V244H172L171 242H173ZM201 241H203V240H201ZM205 241V242H206ZM263 241V240H262ZM261 241V243H263ZM10 242H13V243H15L14 241H10ZM34 242V241H33ZM152 242V241H151ZM156 242H157V240H156ZM155 240H154V244H153V242L152 243H150V246H148L147 248H149V255H148V257H149V259H150V261H153V262H150V264H154V262H157V263H159V264H168L169 263V261L170 260H168V263H167V261L165 260V259H167V257L168 256H165V259H163V258H161V256L159 257L158 256V253H157V250L154 248V246L156 247V245H155ZM164 243L166 242V240L164 239V241H163ZM169 241H167L166 243H168ZM182 243H183V241H181ZM189 242H190V240H189ZM188 242V243H189ZM192 242H194V241H192ZM198 243H199V241H197ZM19 243V242H18ZM158 243V244H159ZM164 243H163V246H164ZM180 243V242H179ZM185 243V242H184ZM187 243V244H188ZM198 243L196 244V245H198ZM207 243V242H206ZM242 243V242H241ZM253 243V242H252ZM251 243V244H252ZM52 244V243H51ZM54 244V243H53ZM153 244V245H152ZM157 244V245H158ZM181 244V243H180ZM192 244H194V243H192ZM200 244V243H199ZM254 244V245H255ZM15 245V244H14ZM33 245V244H32ZM173 245V244H172ZM176 245V244H175ZM183 245V244H182ZM247 245V244H246ZM250 245V244H249ZM253 245V244H252ZM258 244H256V246H257ZM13 246V245H12ZM163 246H161V248H163ZM174 246V245H173ZM177 246V245H176ZM175 246V247H176ZM179 246V248H181L180 247V245H178ZM187 246H189V244L187 245ZM186 246V247H187ZM199 246V245H198ZM204 246H206V245H204ZM241 246V245H240ZM243 246H245V245H243ZM255 246V247H256ZM260 246H261V244H260ZM6 247V246H5ZM10 247V246H9ZM15 247V246H14ZM35 247V246H34ZM145 247H146V245H145ZM168 247H170V246H168ZM255 247H253V248H255ZM258 247V246H257ZM165 248V247H164ZM163 248V249H164ZM178 248V249H179ZM182 248H184L185 249V246H182ZM244 248V247H243ZM246 248V247H245ZM244 248V249H245ZM248 248H249V246H248ZM251 248V247H250ZM259 248V247H258ZM257 248V249H258ZM5 250H6V248H4ZM8 249V248H7ZM11 249V248H10ZM54 249V248H53ZM146 249V248H145ZM167 249V248H166ZM168 249H170V248H168ZM167 249V250H168ZM183 249V250H184ZM199 249V248H198ZM207 249V248H206ZM247 249V248H246ZM259 249H261V251H263V254H264V250H262V249H264L263 247L262 248H259ZM14 250V249H13ZM48 250H50V247H49V249ZM52 250V249H51ZM159 250V249H158ZM162 250V249H161ZM167 250H165V251H167ZM171 250V249H170ZM169 250V252L171 253V251ZM192 250H195V249H192ZM204 250V249H203ZM252 250V248L250 249V251ZM21 251V250H20ZM164 251V250H163ZM163 251H161V252H163ZM185 251V250H184ZM253 251V250H252ZM257 251V250H256ZM256 251H255V253H256ZM259 251V250H258ZM261 251L260 252H258V253H261ZM173 252V254H175L174 253V251H172ZM249 252V251H248ZM247 252V253H248ZM23 253V252H22ZM86 253V252H85ZM167 253V252H166ZM191 253V252H190ZM257 253V254H258ZM161 254H163V253H161ZM180 254V253H179ZM189 254V253H188ZM256 254V255H257ZM86 255V254H85ZM164 255V254H163ZM165 255H167V254H165ZM172 255V254H171ZM186 256H188L187 255V253L185 254ZM190 255V254H189ZM193 255V254H192ZM255 255V256H256ZM261 255V254H260ZM89 256V255H88ZM261 256H263V255H261ZM85 257V256H84ZM164 257V256H163ZM170 257H172V256H170ZM173 257H175V256H173ZM180 257V256H179ZM86 258V257H85ZM90 258H91V256H90ZM169 258V257H168ZM176 258V257H175ZM183 258H185V256L183 257ZM187 258V257H186ZM185 258V259H186ZM264 258V257H263ZM91 261L92 260H90V259H86V262H87V264H91ZM173 261V260H172ZM184 261V260H183ZM26 262V261H25ZM24 262V263H25ZM30 262V261H29ZM171 262V261H170ZM181 262V261H180ZM185 262V261H184ZM191 262V261H190ZM264 262V261H263ZM31 263V262H30ZM85 263V262H84ZM175 263V262H174ZM176 263H177V261H176ZM195 263V262H194ZM198 263H200V262H198ZM253 263H254V261H253ZM26 264V263H25ZM170 264V263H169ZM172 264V263H171ZM178 264V263H177ZM182 264V263H181ZM200 264H202V263H200ZM205 264V263H204Z\"/></svg>",
  "mask_w": 264,
  "mask_h": 264
}]
</instances>
